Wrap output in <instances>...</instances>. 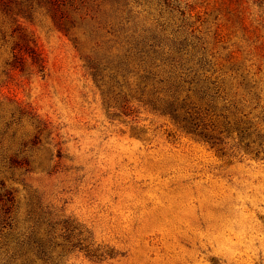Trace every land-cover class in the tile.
Wrapping results in <instances>:
<instances>
[{"label": "rangeland", "instance_id": "rangeland-1", "mask_svg": "<svg viewBox=\"0 0 264 264\" xmlns=\"http://www.w3.org/2000/svg\"><path fill=\"white\" fill-rule=\"evenodd\" d=\"M0 197L35 264H264V0H0Z\"/></svg>", "mask_w": 264, "mask_h": 264}, {"label": "trees", "instance_id": "trees-1", "mask_svg": "<svg viewBox=\"0 0 264 264\" xmlns=\"http://www.w3.org/2000/svg\"><path fill=\"white\" fill-rule=\"evenodd\" d=\"M25 54H28L34 64L44 66L42 64V60L39 57L40 53L34 49L29 48L25 50ZM26 55L20 54L16 55V59L11 63V66L14 68H20L21 70H25V59ZM110 59V57H108ZM106 59H96L94 60V57H88V67L92 70V74L96 80L97 83H100L103 81L104 72L109 68L106 62H108ZM110 64V63H109ZM177 88V87H176ZM177 90V89H176ZM171 92V91H169ZM161 107H156V110H161L165 114H170L171 117L178 123L181 124L182 128L186 130L189 134H194L197 136L203 137L205 140H210L211 137L207 134L201 133L198 131L197 124H195L193 121H185V123H182L181 118V111L187 110L186 102L180 101V95H178L177 91L175 93H169L166 94L165 97L161 98ZM188 112V111H187ZM184 120V119H183ZM186 120V119H185ZM184 122V121H183ZM248 146V145H247ZM15 163L18 162L17 159H12ZM9 202H12L13 198L7 199ZM0 201H3V198L0 197ZM3 205L0 208V234L4 235V241L0 240V245L2 247L0 248V264H35L37 260L41 261H49L51 254L47 253L46 249V243L44 240L37 239L35 242L39 243V251L38 253H35V248L31 247L32 239L30 238L28 241L22 240V238H17L15 235L14 225L12 223L11 218V212L12 208L11 206ZM10 227V231L3 232L5 229ZM6 231V230H5ZM21 247H25V249H19ZM27 250V251H25Z\"/></svg>", "mask_w": 264, "mask_h": 264}]
</instances>
